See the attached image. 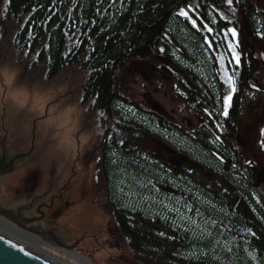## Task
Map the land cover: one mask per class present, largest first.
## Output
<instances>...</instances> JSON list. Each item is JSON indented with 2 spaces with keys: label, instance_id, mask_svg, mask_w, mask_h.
Returning <instances> with one entry per match:
<instances>
[{
  "label": "rangeland",
  "instance_id": "374dc122",
  "mask_svg": "<svg viewBox=\"0 0 264 264\" xmlns=\"http://www.w3.org/2000/svg\"><path fill=\"white\" fill-rule=\"evenodd\" d=\"M7 4L8 0H0V151L6 149L5 153L15 157L30 152L28 157L18 160L21 166L28 162L33 168L38 167V170L43 172V176H47L48 172L53 173L51 178H41L40 185L51 188L47 184L52 179L58 180L51 184L56 187V190H60L64 184L68 187L60 198L62 203L58 205V211L61 214L51 218L50 225L48 223L45 229L46 232H41L45 238L49 235L47 231L52 228L58 230L61 237L70 238L68 245L72 243L74 246H79L75 247L78 253L84 254L93 264L144 263L140 255L130 250V246L125 243L126 238L120 235L114 201L110 199L109 187L105 186L103 181L106 162L109 160L116 168L121 161L120 171H123L122 177L125 183L117 190L123 188L119 192L123 191L130 197L128 199L132 201L129 205L139 206V211L144 213V217L149 214L150 217L159 216L171 221H184L185 226L189 228L186 232L190 235L198 233L201 241L213 236L210 232L213 228L219 225L223 227L224 225L218 222L220 220L214 217L211 207L202 205L203 207L199 208L201 205L198 203V206L192 203L189 207L187 204L179 205L180 202H185V197L180 194L181 185H178V178H175L173 173L160 174L165 181L161 179L159 187V176L156 174L161 167L154 161L149 163L146 153L145 167L143 161L141 163L137 161L139 164L136 166L133 164L136 162L135 158L125 153L115 156L111 155L110 151L104 157L101 155L102 148L95 151L94 146L103 143L104 139L105 143L111 139L113 131L116 130L115 123L117 126L125 127L121 133L113 135L119 138L118 144L127 138L125 137L127 132L135 134L133 129L137 130L131 124L139 120L132 116L145 113V120H148V117L152 116L149 113V108H152L148 105L149 101L163 106L165 117L174 115L180 120L177 126L179 125L182 131L192 134L199 128L197 116L206 118L210 113H207L208 106L201 107L202 112L195 109L196 101L192 100V96H189L187 91L181 90L187 88L190 82L199 86L201 90L211 89L218 97L216 98L218 101L224 100L227 96L226 92L221 94L222 90L224 91L222 82L230 87L227 76H232L235 86L239 84L245 86L239 96L242 105L250 103L249 105L253 108L256 105L257 107L264 105V91L253 92L248 89L253 85L264 89V40L251 42L248 52L242 54L239 65L235 63L228 47L229 43H235L238 37L264 38V0H233L231 5L227 3V0H221L218 6L210 7V11L208 10L205 15L208 16L206 20H201V15L194 5L183 8L188 12V16L184 17L189 21L196 36L202 38L201 45L206 55L201 62L210 64L208 72L216 76L218 84H209L205 72L202 68L199 69L202 66L200 60L197 58L198 61H195L187 46L185 47L188 45L193 48V44L198 43V38L190 28H184L183 34L179 37L175 36L178 42L174 41L173 36L168 35L166 45L156 47L150 57L132 60L126 64L119 77L120 86L117 92L123 106L131 111L132 118L122 113L117 116L113 113L110 115L94 111L92 102H86L83 99L82 88L87 82L89 72L80 69L78 65L66 67L51 79L47 77V70L38 61L37 52L32 55L28 50L22 49L19 44L22 40V28L28 17L23 19L25 23L22 22L21 17H10L7 13ZM200 14H202L201 10ZM193 20L196 21L195 24ZM209 28L212 29L211 32L208 31ZM231 28L237 30L238 36L235 39L230 33L225 35ZM241 50L243 49L237 46L236 51L239 53ZM224 56L231 63L229 74L223 65L222 57ZM249 65L251 68L242 76L241 73H244ZM242 68L243 71H241ZM206 104H212L209 96H207ZM240 109H242L240 121L243 124L240 130L244 134L248 128L250 134L246 135L247 138L244 136L242 147L235 148L236 154H240L245 159L242 164L251 175L254 174V170L258 172L255 173L256 178L249 177L250 180L247 179V181L250 184L256 182L261 184L264 183V147L261 146V140H264V133H262L264 115L255 125L252 123L255 118L250 119L251 116L247 113L248 107L243 106ZM260 111L264 114V110ZM212 117L216 120L217 114ZM140 128L142 133L145 132L143 125ZM154 132L158 134L157 138L163 139L166 135L165 140L172 142L175 139L170 134H164L166 132L161 130V126H155ZM229 156L233 154L230 153ZM129 158H133V163ZM115 172L118 173V170ZM150 186L161 190L162 194L161 192L152 193L149 190ZM3 187L0 188L2 190L0 199L6 196L7 203L19 202L14 199L11 201L12 198L6 192L7 186ZM172 197H175V202L171 201ZM203 198L207 200L206 197ZM203 198L200 199L203 200ZM186 201L190 202L188 199ZM125 209L129 211L130 208ZM195 212L196 215L208 216L211 219L193 218L191 214ZM132 215L140 222L145 219L142 216ZM186 215L189 217L185 218ZM237 234V232L232 233L235 239H232L230 244L226 242L227 249H231L230 245L233 248L241 246L242 242L239 241ZM168 236L170 240L173 239L170 235ZM63 242L60 243L63 244ZM37 246L64 261L78 264L74 258L58 250L63 246L54 244V247L48 248L42 243H38ZM211 250H214L213 246ZM192 253L190 249L188 254L192 255ZM175 255L180 258L187 257L186 253L178 251H175ZM254 258L255 256L252 260L257 261ZM178 263V259L168 262V264Z\"/></svg>",
  "mask_w": 264,
  "mask_h": 264
},
{
  "label": "trees",
  "instance_id": "16d2710c",
  "mask_svg": "<svg viewBox=\"0 0 264 264\" xmlns=\"http://www.w3.org/2000/svg\"><path fill=\"white\" fill-rule=\"evenodd\" d=\"M220 1L8 0L7 13L10 17H21L22 22L26 16L28 17L22 28V40L19 44L32 55L37 52V59L46 68L47 77L51 79L66 67L78 65L80 69L89 72L87 82L82 88L83 99L92 102L94 111L110 115L113 113L117 116L122 113L126 117H131V111L123 106L117 92L120 86L119 77L126 64L132 60L150 57L156 47L166 45L168 35L173 36L174 41L178 42L175 36L179 37L183 34L184 28H190L196 36L189 21L178 10L194 5L201 15V20H206L208 16L205 15L210 7L218 6ZM201 40L202 38L199 37L198 43L195 44L192 41L193 48L185 45L187 40L183 45L187 46L195 61L200 60L202 66L199 69L202 68L205 72L209 84H218L216 76L208 72L210 64L201 62L206 55ZM132 117L139 120L133 124H137L138 127L143 125L145 130L150 128L148 131L154 132L157 126L156 120L149 117L145 120V113ZM110 151L108 149L106 152ZM199 154L202 159L207 157L204 151ZM133 164L138 166L139 163L136 161ZM216 166L220 167L221 163ZM121 169V161L117 168L110 160L106 162L105 175L108 179L110 199L115 203L117 201V206L120 208L118 219L124 234L128 235V239L137 247L145 249L147 264H168L172 259H178V264H256L257 262L264 264V227L261 230L255 228L256 224L264 226V223H261L250 210V207H254L260 212L249 190L245 193V205L241 202L240 206L236 207L238 209L233 211L230 210L231 203L214 201L215 205L217 204L214 217L224 226L219 225L220 227L209 230L213 236L201 241L198 233L190 235L186 232L189 228L185 226L184 221L165 220L159 216L150 217L145 213L147 216L143 221L136 219L128 225L124 216L125 213L127 214L125 208H130L136 216L141 214L134 210H139L140 207L129 205L132 201L128 199L130 197L123 191L119 192L123 188L117 190L125 183ZM115 170H118V173ZM183 189L192 193L189 188L183 187ZM195 198H197L196 203L201 205L199 208L203 207L202 205L211 207L214 204L203 197H201L203 200L200 199L199 194H195ZM262 215L264 221V214ZM225 220L227 222H224ZM245 224L256 234L239 237L241 246L236 248L229 246L231 249H227L226 242L229 243L235 239V236L228 235L229 230L225 227L245 230ZM168 235L171 237L175 235V241L167 238ZM212 246L214 250H211ZM255 248L256 253H254ZM190 249L196 256L188 254ZM175 251L186 253L187 257H177ZM253 256L257 262L252 260Z\"/></svg>",
  "mask_w": 264,
  "mask_h": 264
},
{
  "label": "flooded vegetation",
  "instance_id": "af4514ba",
  "mask_svg": "<svg viewBox=\"0 0 264 264\" xmlns=\"http://www.w3.org/2000/svg\"><path fill=\"white\" fill-rule=\"evenodd\" d=\"M235 38L236 37H234L233 39ZM260 40H264V38L261 39L255 37L254 39H251L247 36L238 37L235 40V43L238 41V46L243 49L239 51L241 57L243 53L248 52L247 49L251 42H261ZM222 59L224 61L223 65L227 69V73L229 74V66L231 63L230 61L225 59V56L222 57ZM250 68L251 65H249L247 70L244 73H241V75L243 76L245 73H247L248 69ZM241 71H243V68L241 69ZM186 77L188 78V75ZM222 84L224 91L222 90L221 94L223 95V92H226L227 95L232 94L233 96L231 107L228 109L229 115L227 117L221 114L224 108L223 99H219L217 101L216 98L218 97L211 89H208V91H204L203 89L201 90L199 86L193 85L190 82V84L187 85V88H182L181 90L187 91L189 96H192V100L196 101L195 109H197L199 112H202L200 108L203 106H208L209 110L207 113H210V115L207 114L206 118H200L197 116L199 128L196 129L195 132L191 134L182 131L179 125L177 126V122L180 121L178 118H176L174 115L171 116L168 113L167 115L171 117H165L163 106H161L160 104H153L149 101L148 105L152 106V108H149V113L152 114V116H150L149 118L154 119L158 122L157 125L159 127L161 126V130L166 132L164 134H170L171 137L175 138L172 142L165 140L166 135L163 139L160 137L157 138L158 134H156L155 132L145 130V132L147 133H142L141 128L138 127L137 124H131L132 127L136 128L137 131L133 129V133L135 134H130L129 132H127V135L125 136L127 138L120 142V144H118L117 141L119 140V138H116L113 135L121 133L122 129L125 127L120 125H118V127L117 123H115L116 130L113 131L111 139L108 140L107 143H105L106 140L104 139L103 143L94 146V150L97 151L102 148L101 155H103L104 157L107 155L106 151L108 149L111 150L110 154L115 156H119L122 153H125L126 155L135 158L136 161L141 163V161H139L138 159L139 155L136 153V150L140 149L144 155L145 153L147 154V158L149 160L154 158V162H156V165H160L161 169L158 168L156 174L159 176V187L161 179L162 181H165L164 177L160 174L173 173L175 175V178H178V185H181L179 189L180 194L185 197H183L184 199H188L191 204L194 203L193 205L195 206H198L195 201L197 199L195 198V194H199V198L206 197L207 201L210 203H213L215 200L222 203H231L232 207L230 210L233 211L235 209H238L236 207H239L241 202L244 203L243 205H245V193L247 190H249L251 198L256 202L258 208L260 209V212L256 211L255 208H253L252 211L262 223V213H264V183L258 184L259 182H256L255 184H250L248 182L250 178H253L255 176V173L258 172L254 170V174L251 175L246 166L242 164L245 159L242 158L240 154H236L235 148L239 146L242 147L241 144L243 143L245 138H247L246 135L249 136L250 134L248 128L246 129L244 134L240 130V126H243L240 121L242 115V109L240 108H242L243 106L248 107L247 113L251 116L250 119L255 118L253 120L254 122L252 121V123L256 125V122H259L264 115L260 111L264 110V105H261L260 107H257L256 105L254 108L252 105H249L250 103H247L248 105H242L239 96L243 92L245 86L243 84L235 86L236 93L234 94L232 92L231 86L228 87V85H225L223 82ZM248 89L253 92H257L258 90L264 91V89L260 87L254 88L250 86L248 87ZM207 96L210 97V100L212 102L211 105L206 104ZM156 114L162 115L157 116ZM215 114H217L218 117H216V120L215 117H212V115L214 116ZM120 123L122 124V122ZM203 151L207 154V157L203 158L204 160L199 157V153ZM230 153H232L233 156H229ZM215 162H217V164H215ZM218 163H221L220 167L216 166L218 165ZM244 169L247 170L244 171ZM104 178L105 179L103 181L105 183V186H107L108 179L106 178V175ZM30 181L31 179L27 181L26 185L31 184ZM247 182L248 184H246ZM26 185L23 184L21 187H19L20 192L17 190L15 191V189L6 190V192H8V195H11L10 192L14 191V194L16 193L15 198H20L25 200V202L30 203L27 199L29 190L25 188L27 187ZM183 187L187 189L189 188L190 190H192V193L187 192L183 189ZM67 188V185L64 184L60 188V190L58 189L59 192L56 195L51 196L49 200L47 199L48 193L47 197L31 198L32 202L37 200L35 203L38 206L34 210V217L36 215H39V217L37 216L36 218L40 221L39 223H42L43 220H45V222L47 223H50V221H52L51 218H55L57 215L59 216L61 214L58 211V205L62 203V201L60 202V198H62L64 194L63 191ZM113 204H115L114 209H116L115 216L118 218V212L120 208H118L117 203L114 202ZM216 207L217 204L215 205L214 202V204L211 206L214 212ZM135 211H137L139 215L141 214L140 216L144 217L143 212L139 210ZM132 214L133 213L129 209V211H127V214L124 215L126 217L125 219L127 220L128 225L131 222L133 223L135 221ZM117 222L121 231L120 235L122 234V238L128 239L129 237L128 235L124 234L119 219ZM252 223L256 224V222ZM244 227L245 230L242 231L238 229L234 230L227 226L226 229L229 230L228 235L231 236H234L232 235V233L236 234V232L238 233L236 235L238 237H245L246 235H251L254 233L256 234V232L252 230V228H250L248 225H245ZM125 243L132 247L133 241L128 239V241ZM116 244H118V241H116ZM231 246L232 245H230V247Z\"/></svg>",
  "mask_w": 264,
  "mask_h": 264
},
{
  "label": "bare ground",
  "instance_id": "6f19581e",
  "mask_svg": "<svg viewBox=\"0 0 264 264\" xmlns=\"http://www.w3.org/2000/svg\"><path fill=\"white\" fill-rule=\"evenodd\" d=\"M182 9H180L178 11H181ZM156 123L158 124L157 121H156ZM148 130H150V128H148ZM11 131H14V130L11 129ZM145 146H146V144H145ZM5 152H7L6 149H4L3 151H0V153H2V154H4ZM106 153L109 154V152H106ZM136 153L139 155L138 156L139 161H143V165L145 167V155L143 154V152L140 149H137ZM12 157H13V155H11V154H9L7 156V158H12ZM129 159L133 163V158H129ZM146 159L149 162V159L147 157H146ZM134 161H136V160L134 159ZM152 161H154V158H152L149 163H151ZM148 162H146V165H148ZM47 174H48L47 176H43L44 175L43 172L39 171L38 167H36V168L34 167L33 168L32 164L29 165V163L26 162L22 166L20 165L16 170H14L11 173L7 174L5 179H3L4 177L3 178L0 177V182L2 181V185L0 184V188L3 187V186H7L6 190L15 189V191L17 190L19 192H20L19 187H21L23 184L26 185L27 181L31 179V181H30L31 184H28V185H26L27 187H25L26 189L29 190V195L27 196V199L30 202V203H28L29 208H28V210L24 211V215L22 217L23 221H27V223H26L27 226L25 224L27 229H23V228L19 227V225H17L14 222H11V221L7 220L4 216H2L0 214V235L3 236L4 238L12 240L14 243L18 244L19 246L26 248L31 253H35V254L38 253L37 255L39 257L42 256L41 257L42 259H44V260H46V261H48V262H50L52 264H71V263L62 260L61 258H59V257L49 253L48 251L42 249L41 247L37 246L38 243H42L45 246H47L48 248H50L51 246L54 247V244L59 245V246H63L61 248H58V250L60 252H62L63 254H67L70 257L74 258V260L78 264H93L90 259H87L84 256V254L81 255V253L80 254L78 253V250L75 247H79V246H77V245L74 246V244H72V243H71V245H68L67 242H69L70 238L61 237L59 235L60 233H59L58 230L56 231L55 229L52 228V230L47 231L49 233V235L45 239H41L43 236L37 234L36 229L39 232H42V231L46 232L45 229L48 226V223L45 222V220H43L42 223H39L40 221H37L38 219H36L37 216L39 217V215H36L34 217V213H35L34 210L36 209V207L38 205L35 203L37 200L32 202L31 198H33V197H36V198L47 197V193H48V198L47 199L49 200L51 196L56 195L58 193V190H56V187L51 185L52 183H56L58 180L55 181V180L51 179L48 182L47 185L51 186V188H47V187H45L43 185H40L39 180L41 178H45V177L51 178L53 176L52 172H48ZM149 174H151V171L149 172ZM148 179L150 180V178H148ZM146 181H148V180H146ZM150 184H151V182H150ZM246 184H248V182ZM152 187L150 186V188H149V190L152 193L161 192V194H162L161 190H156L157 188L154 189V187L153 188ZM144 188L145 187H143V189ZM1 191L2 190L0 189V192ZM10 194L13 195L14 191L10 192ZM15 197H16V193L12 196V198L14 199ZM5 199H6V196H5V198L0 199V203H2V205H3V207L5 209H8L3 204ZM13 199L12 200L10 199V200L13 201ZM174 199H175V197L173 199H171V201L175 202ZM14 200L19 201V202H9L10 205L11 204L25 202V200L20 199V198H15ZM185 201H186V199H185ZM176 203H178V202L176 201ZM181 203L182 202L179 203L180 206H182L184 204H187L188 207H189L191 205V203H188V202H184L183 204H181ZM168 204L171 205V203H169V202H168ZM17 207H21V205L19 204V205H17ZM253 208L254 207H250V210H253ZM62 215H63V217H66L65 214H62ZM191 216L193 218L198 217V219H201V217H203V219H207V220L211 219L208 216H201V215H196V214H192ZM187 217H189V216L186 215L185 218H187ZM164 219L166 220V218H164ZM224 222H227V221L225 220ZM263 222L264 221H262V223ZM189 223H190V221H189ZM49 225H50V223H49ZM245 225L247 226V224H245ZM262 227H264V226H262L261 224H259V225L256 224L255 225V228H257L258 230H261ZM29 228L31 230H28ZM251 235H255V234H251ZM174 236H173V240L175 239ZM51 240H53V244L50 243ZM125 241H128V240L125 239ZM60 242H63V244L60 243ZM129 248H130V250L132 252H135L136 255H140L141 256V258H142V260L144 262L142 264H147V262L145 261V249H140L135 244H132V247H129ZM254 253H256V248L254 250ZM192 255L196 256L193 253H192ZM149 257H151V256H149ZM195 259H197V258H195ZM255 262H257V261H255ZM111 264H119V263L118 262H112ZM256 264H261V263L257 262Z\"/></svg>",
  "mask_w": 264,
  "mask_h": 264
},
{
  "label": "water",
  "instance_id": "95a60500",
  "mask_svg": "<svg viewBox=\"0 0 264 264\" xmlns=\"http://www.w3.org/2000/svg\"><path fill=\"white\" fill-rule=\"evenodd\" d=\"M9 154L10 153H0V177H4L3 179L6 178L7 174L16 170L21 165L19 164L18 160L28 157L27 155L30 154V152L28 154L19 155L18 157L13 156L12 158H7ZM0 184L2 185V181L0 182ZM10 197H12V195H10ZM3 204L8 209H5L2 203H0V214L4 216L7 220L19 225V227L27 229V221H23L22 217L24 215V211L28 210L29 208L28 203L22 202L10 205V203L4 201ZM19 204L21 205V207H17V205ZM28 230L31 229L29 228ZM36 231L37 234H41V236L45 238V235H43L37 229ZM50 243H53V240H51ZM37 254L31 253L26 248L21 247L18 244L14 243L12 240L4 238L0 235V264H52L42 259V256L39 257Z\"/></svg>",
  "mask_w": 264,
  "mask_h": 264
},
{
  "label": "snow or ice",
  "instance_id": "6c2138e0",
  "mask_svg": "<svg viewBox=\"0 0 264 264\" xmlns=\"http://www.w3.org/2000/svg\"><path fill=\"white\" fill-rule=\"evenodd\" d=\"M227 3L229 5H231L233 3V0H227ZM180 14L183 15V16H188V12L186 10H184V9L181 10V13ZM195 23H196V21L193 20V24H195ZM208 31L211 32L212 29L209 28ZM228 33H230L232 37H237L238 36L237 30L235 28L229 29L228 32L225 33V35H228ZM238 43L239 42L237 41L236 43H229V45H228L229 49L232 52L233 58L235 60V63L237 65H239L240 62H241V55L239 53H237V51H236V48L238 46ZM227 79H228L229 84L231 85L232 92L234 93L236 91L235 81L233 80V77L232 76H227ZM252 87L255 88L256 86L253 85ZM232 99H233L232 94H229V95H227V96L224 97V100H223V102H224V108H223V111H222L221 114L223 116H225V117H227L229 115L228 109L231 107ZM262 133H264V130H262ZM261 146L264 147V140H261Z\"/></svg>",
  "mask_w": 264,
  "mask_h": 264
}]
</instances>
